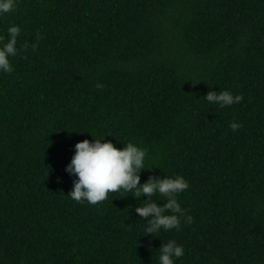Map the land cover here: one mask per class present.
<instances>
[{
	"label": "trees",
	"instance_id": "obj_1",
	"mask_svg": "<svg viewBox=\"0 0 264 264\" xmlns=\"http://www.w3.org/2000/svg\"><path fill=\"white\" fill-rule=\"evenodd\" d=\"M10 23L0 264H158L168 239L184 247L174 264H264V0H16L5 39ZM209 85L242 98L209 104ZM89 132L146 147L141 183L182 175L191 223L145 234V195L68 197L65 166Z\"/></svg>",
	"mask_w": 264,
	"mask_h": 264
},
{
	"label": "clouds",
	"instance_id": "obj_2",
	"mask_svg": "<svg viewBox=\"0 0 264 264\" xmlns=\"http://www.w3.org/2000/svg\"><path fill=\"white\" fill-rule=\"evenodd\" d=\"M16 0H0V15L8 13L15 7ZM19 26L10 23L6 28L7 39L0 34V72L13 71L9 57L17 52L16 40L19 34ZM35 49L36 45H32ZM98 87L100 85H97ZM203 95V99L209 104H216L223 108L241 100V95H235L228 89L211 90ZM233 130L239 125L229 122ZM90 133V132H89ZM91 134V133H90ZM92 140L85 138L74 144L75 151L70 162L65 166L69 174H75L72 188L67 196L77 202L87 201L95 204L104 200L108 192L123 190L135 198L145 195V199L135 206V213L140 217H148L144 227L145 234H156L161 229H179L181 218L191 223V215L185 214L177 200V194L188 187V181L180 174L149 175L144 182H140L142 169H149L144 164L147 148L142 147L132 140L123 141L122 147L114 146L111 140L104 139L105 135ZM151 169V168H150ZM163 197V203L152 199ZM168 210V211H166ZM184 255L183 245L174 239H168L160 243L158 247V264H174L176 258Z\"/></svg>",
	"mask_w": 264,
	"mask_h": 264
}]
</instances>
